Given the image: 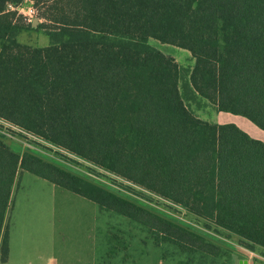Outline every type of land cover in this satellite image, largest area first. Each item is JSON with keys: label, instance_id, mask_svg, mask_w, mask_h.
<instances>
[{"label": "trees", "instance_id": "obj_1", "mask_svg": "<svg viewBox=\"0 0 264 264\" xmlns=\"http://www.w3.org/2000/svg\"><path fill=\"white\" fill-rule=\"evenodd\" d=\"M24 0H0V119L180 206L198 223L264 250V142L194 115L172 57L188 51L191 91L264 131V0H30L50 44L18 41ZM21 171L134 220L185 251L218 256L210 236L0 134V264Z\"/></svg>", "mask_w": 264, "mask_h": 264}, {"label": "rangeland", "instance_id": "obj_2", "mask_svg": "<svg viewBox=\"0 0 264 264\" xmlns=\"http://www.w3.org/2000/svg\"><path fill=\"white\" fill-rule=\"evenodd\" d=\"M29 9L33 12L29 13ZM18 11L28 23L37 20L35 27L31 25L18 35V41L34 47L49 45L48 36L37 29L44 20L38 18L40 11L33 3L24 0ZM148 43L177 63L178 87L184 104L194 115L210 122L219 118L240 124L242 116L218 113L212 104L191 91L189 75L193 58L188 51L154 39H149ZM259 131L258 134L264 137V132ZM6 132L13 134L4 137L6 142L18 152L29 149L165 217L198 229L215 240L220 253L211 256L200 251L182 250L178 244L162 240L159 234L134 220L102 209L96 203L30 172L21 171L6 213L8 255L4 264H242V261L264 264L263 249L250 248L235 235L203 226L182 207L37 137L20 131Z\"/></svg>", "mask_w": 264, "mask_h": 264}, {"label": "crops", "instance_id": "obj_3", "mask_svg": "<svg viewBox=\"0 0 264 264\" xmlns=\"http://www.w3.org/2000/svg\"><path fill=\"white\" fill-rule=\"evenodd\" d=\"M219 113V112H218ZM244 118V117H243ZM243 118H240L241 122L243 123V126L242 123L240 122V124L237 122V125L241 130H243L244 132H246L248 135H250L252 138H255V139H258V140H261L264 142V137L260 136V134H258V131L261 130L259 129L258 127H256L253 123H251L249 120L247 121V119H243ZM213 122H216V123H219V124H222V123H229L228 120H221L219 118H216V120H214ZM234 124V123H233ZM251 131L252 133H255V135H252L250 134ZM260 132V131H259ZM261 132H264L261 130ZM241 264V263H240ZM243 264V262H242ZM247 264H250V261L247 262Z\"/></svg>", "mask_w": 264, "mask_h": 264}, {"label": "built area", "instance_id": "obj_4", "mask_svg": "<svg viewBox=\"0 0 264 264\" xmlns=\"http://www.w3.org/2000/svg\"><path fill=\"white\" fill-rule=\"evenodd\" d=\"M33 12V10H31V9H29V13H32ZM3 126H7L8 128H10V129H7V128H4ZM6 131H9L10 133L13 131H20V132H23V131H21V130H19L18 128H16V127H13V126H11L10 124H8L7 122H5V121H3V120H1L0 119V134L1 135H3L4 137L6 136V137H10V136H12V135H10L8 132H6ZM24 133H26V132H24ZM26 134H28V133H26ZM28 135H30V134H28ZM35 137V136H34ZM57 148V147H56ZM61 150V149H60ZM61 151H63V150H61ZM63 152H65V151H63ZM65 153H67V152H65ZM67 154H69V153H67ZM69 155H71V154H69ZM73 156V155H72ZM78 158V157H77ZM80 159V158H79ZM252 256L254 255L253 254V252H249ZM248 262V261H247Z\"/></svg>", "mask_w": 264, "mask_h": 264}, {"label": "water", "instance_id": "obj_5", "mask_svg": "<svg viewBox=\"0 0 264 264\" xmlns=\"http://www.w3.org/2000/svg\"><path fill=\"white\" fill-rule=\"evenodd\" d=\"M36 22H37V20L34 19L33 22H32V26H33V27L36 26ZM242 262H243V264H246V263H247V261H242Z\"/></svg>", "mask_w": 264, "mask_h": 264}]
</instances>
